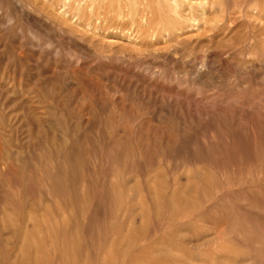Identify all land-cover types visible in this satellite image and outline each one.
<instances>
[{
    "label": "rangeland",
    "instance_id": "374dc122",
    "mask_svg": "<svg viewBox=\"0 0 264 264\" xmlns=\"http://www.w3.org/2000/svg\"><path fill=\"white\" fill-rule=\"evenodd\" d=\"M63 2L0 0V264H264V0H190L176 41L153 0Z\"/></svg>",
    "mask_w": 264,
    "mask_h": 264
},
{
    "label": "bare ground",
    "instance_id": "6f19581e",
    "mask_svg": "<svg viewBox=\"0 0 264 264\" xmlns=\"http://www.w3.org/2000/svg\"><path fill=\"white\" fill-rule=\"evenodd\" d=\"M64 1L65 2H63L61 4L64 8H68V9L72 8L70 0H64ZM153 1L160 5V7H161L160 8V14H162L161 16L171 19L170 25H174L175 29H176L175 30L176 33L174 35H172V36L174 38V41L178 40V36L179 35L177 33L184 27L183 26L184 23H186L187 21H192L193 20V19H188V17L186 18V15H184V10H181V8L183 7V4H186L188 1L190 2V0H153ZM137 2H138V0H137ZM146 2L150 3V0L149 1L144 0L145 5H146ZM191 2L189 4H191ZM151 4H152V2H151ZM151 4H150V7H151ZM179 4H181V5H179ZM146 8H149V6L148 7L146 6ZM190 8H188V10H190ZM170 14H172V16H173L172 18L169 16ZM166 25H168V24H166ZM169 27H171V26H169ZM173 32H174V30H173ZM171 33H172V31H171Z\"/></svg>",
    "mask_w": 264,
    "mask_h": 264
}]
</instances>
